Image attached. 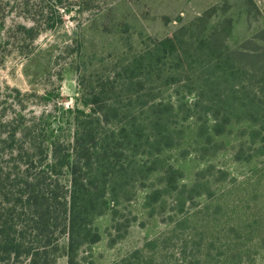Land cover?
<instances>
[{"label": "trees", "instance_id": "16d2710c", "mask_svg": "<svg viewBox=\"0 0 264 264\" xmlns=\"http://www.w3.org/2000/svg\"><path fill=\"white\" fill-rule=\"evenodd\" d=\"M23 1L41 6L53 26L56 7L76 17L95 0ZM225 43L219 30L197 38L178 30L122 66L120 82L95 89L92 100L56 105L55 113L44 110L30 123L0 116V264H55L60 256L75 264L83 247L102 238L97 219L108 211L116 217L138 183L147 188L149 212L171 203L180 215L175 226H191L197 197L205 202L191 217L207 214L210 205L214 213L222 209V194L213 198L207 187L211 179L224 181L225 168L211 160L227 135L236 133V161L251 164L264 154V47L228 50ZM246 142L250 154L242 158ZM190 155L207 164L188 184L171 158ZM149 245L133 253L140 254L135 262L117 264H147Z\"/></svg>", "mask_w": 264, "mask_h": 264}, {"label": "rangeland", "instance_id": "374dc122", "mask_svg": "<svg viewBox=\"0 0 264 264\" xmlns=\"http://www.w3.org/2000/svg\"><path fill=\"white\" fill-rule=\"evenodd\" d=\"M65 2L72 6V0ZM53 12L60 19L51 26L41 6L0 0L2 118L22 116L30 123L44 110L55 113L56 105L72 107L84 96L92 100L100 86L111 88L109 81L122 77V66L178 30L194 38L219 30L228 50L264 47V0H95L76 17L62 8ZM227 136L222 152L211 160L225 168L224 181L211 179L207 187L213 198L222 194V209L214 213L210 205L207 214L191 217L205 202L197 197L189 208L191 228L175 226L180 215L169 210L171 203L149 212L147 188L138 183L136 196L119 206L116 217L108 211L97 219L102 238L83 247L75 264L135 262L140 254L133 253L146 242L150 245L142 259L147 264H264V154L251 164L236 161V133ZM249 148L247 142L242 146V158L249 156ZM171 159L183 168L188 184L207 164L197 155ZM55 264H69L68 257L60 256Z\"/></svg>", "mask_w": 264, "mask_h": 264}]
</instances>
